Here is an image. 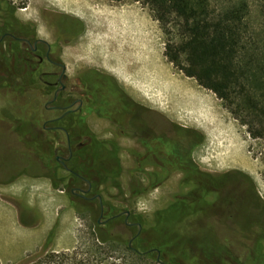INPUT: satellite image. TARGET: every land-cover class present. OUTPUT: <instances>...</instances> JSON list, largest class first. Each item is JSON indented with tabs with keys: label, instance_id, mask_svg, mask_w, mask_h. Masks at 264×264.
Returning a JSON list of instances; mask_svg holds the SVG:
<instances>
[{
	"label": "rangeland",
	"instance_id": "1",
	"mask_svg": "<svg viewBox=\"0 0 264 264\" xmlns=\"http://www.w3.org/2000/svg\"><path fill=\"white\" fill-rule=\"evenodd\" d=\"M3 1L1 8L6 10L10 7L16 22L33 26L37 37L56 48L60 61L67 68L69 87L74 89L75 97L88 89L86 86L84 90L77 84L83 72H97L119 91L127 92L135 101L150 109L154 123H158L169 137H174V132H180L181 136V131H188L190 133L181 140L186 145H190L197 135L203 138V143L193 153L202 171L219 177L234 174L241 182H246L238 174L243 173L253 181L257 194L264 202V141L251 138L247 127L233 118L216 94L201 87L195 79L186 77L167 60L166 38L147 7L134 0L120 3L110 0ZM232 1L236 0H213V5L220 8ZM247 1L250 5L248 42L254 45L253 50L257 48L258 53L264 56V0ZM109 11L120 15L131 12L140 15L147 26L150 24V30H146L140 38L143 43L135 45L139 40L136 31L132 40L123 30L119 32L118 40L106 32L100 20H104ZM5 43L7 46L2 47L3 57L0 49V92L9 93L12 99L2 95L5 100L0 103L6 108L5 112H10L11 117L17 119L16 123L20 121L19 129L32 123L37 128L36 132L33 131L34 135H45L42 124L52 117L44 108L53 95L40 81V75L46 72L47 67H38L31 79L32 74L24 65L20 49H11L10 42ZM142 44L144 46L141 47ZM112 56L117 57L116 62ZM105 60L112 65L105 63ZM125 67L129 68L128 71ZM55 71L60 73L59 69ZM173 82H177L182 90L172 88ZM94 90H100L98 81ZM207 105L211 108H207ZM6 129L0 124V262L23 264L27 257L37 253L74 247L81 237L91 233V217L99 218V206L96 203L78 207L76 202L72 203L73 199L64 191L70 175L63 169L58 168V177L54 178L36 179L23 174L35 172V166L29 162L31 157L28 154L25 156L23 152H15L23 149L15 148L16 142ZM53 135L50 134L48 139L57 143L58 139ZM122 143L126 150L141 151L133 142ZM42 149L47 152L49 148ZM122 163L120 180L123 193L110 189L104 193V197L109 205L121 213L143 215L147 219V228L153 227L158 212L189 192L183 184L182 173L160 182L162 178L149 176L154 172L160 173L161 165L130 161L127 153H124ZM248 163L250 168H245L249 166ZM220 167L226 169L221 170ZM236 178L231 186L229 182L222 184L217 203L214 194L207 197L208 202L216 203L218 211L211 210L192 219L191 216L187 217L191 214L180 206L176 216L169 217L177 228L188 224L190 233L194 235L206 230L210 239L218 238L219 243H227L232 255L228 257L223 253V257L227 258L226 264L244 263L245 254L239 246L247 237L244 229L252 227L262 214L260 210L253 209L254 197L240 190ZM1 181L14 182L1 188ZM54 181L59 188H55ZM188 202L204 207L203 201L198 202V198ZM82 208L87 211L79 214L78 209ZM167 217L163 215L161 219ZM262 224L263 220L256 222L258 227H262ZM196 237L199 241L205 234ZM214 259L215 264H224L222 257Z\"/></svg>",
	"mask_w": 264,
	"mask_h": 264
},
{
	"label": "trees",
	"instance_id": "2",
	"mask_svg": "<svg viewBox=\"0 0 264 264\" xmlns=\"http://www.w3.org/2000/svg\"><path fill=\"white\" fill-rule=\"evenodd\" d=\"M110 1L120 3L123 0ZM134 1L147 7L159 23L166 38L167 60L186 77L195 79L201 87L216 94L233 118L247 127L251 138L264 141V56L258 53L257 48L253 50L254 45L248 42V1L236 0L220 8L213 5V0ZM181 132L183 138L190 133ZM197 136L190 145L181 142L177 146L181 148L176 155L180 160L161 164L164 169L179 168L184 178L183 184L189 192L158 212L151 228H147V219L143 215L130 212L128 216L126 212L121 216L117 208L107 203L104 193L110 189L123 193L120 180L123 166L113 158L112 150L98 146L83 150L77 155L72 169L93 184L103 199L105 213L117 218L99 224V218L93 216L91 233L86 235L89 237H81L70 249L29 256L23 264H215L214 258L217 257H222L226 264L227 258L223 257V253L228 257L232 255L227 243L213 242L207 237L206 230L194 235L190 233L188 224L177 228L169 218L170 215L176 216L180 206L191 214L187 217L191 216L192 219L214 210L222 184H234V174L219 177L200 169L193 158L195 148L203 143V138ZM170 146L174 148V144ZM40 148L32 149L43 155ZM48 155L44 154L46 161L54 166L55 156L50 161ZM57 169L54 167L55 177H58ZM238 174L247 181L241 182L236 178L237 186L244 194H252L255 203L254 206L252 204L253 209L262 213L252 227L244 229L247 237L239 245L245 254L243 264H264V224L262 227L256 225L257 221L263 220L264 223V202L257 194L253 181L243 173ZM165 180L161 179L160 182ZM54 186L59 188L56 181ZM211 194L216 196V203L207 201ZM196 198L198 202L203 201L204 207L188 202ZM107 206L110 209L106 210ZM86 211L78 209L79 214ZM101 213L99 207V217ZM163 215L168 217L162 220ZM200 234H205V237L197 241L196 236Z\"/></svg>",
	"mask_w": 264,
	"mask_h": 264
},
{
	"label": "flooded vegetation",
	"instance_id": "3",
	"mask_svg": "<svg viewBox=\"0 0 264 264\" xmlns=\"http://www.w3.org/2000/svg\"><path fill=\"white\" fill-rule=\"evenodd\" d=\"M2 1L0 4L4 2ZM12 15L10 7L3 10L0 5L1 57L4 56L3 48H6L4 46H7L5 42L9 41V48L17 51L20 49L24 65L32 74L31 79L36 74L38 67L46 65L47 70L40 75V81L53 94L44 108L52 118L45 120L42 124L45 135H34L33 131L36 132L37 128L32 123L25 124V128L20 125L21 129H19L20 121L16 123L17 119L12 118L10 112H5L6 108L1 104L5 100L2 95L8 99H12V97L9 93L4 94L1 91L0 124L7 128L6 132L16 142L15 148L23 149L15 152L17 154L23 152L25 156L28 154L31 157L29 162L34 164L35 172L23 174L36 179L54 178V167L63 169L70 175V179L63 185L64 191L73 199L72 203L76 202L78 207L97 203L102 212L98 223L106 224L109 220L117 217L116 215L109 217V214L105 213L103 199L93 184L87 178L73 171L72 164L77 155L90 146L108 147L113 152V158L118 159L121 164H123L124 153H127L130 161L139 164L161 165L165 161L180 160V157L176 155L181 148L178 149L177 146L181 143L183 136H180V132H174L175 136L169 137L160 129L158 123H154L150 109L135 101L127 92L119 91L95 71H85L84 75L78 78L77 84L84 90H86V86L88 89L75 97L74 89L69 87L67 68L60 61L56 48L45 39L37 37L33 26L16 22ZM56 69H59L60 73L55 71ZM96 81L100 86L99 91L94 90ZM50 134L57 137V143L48 139ZM125 141L133 142L142 152L124 149L122 142ZM171 144H174V148H171ZM37 146L49 148L44 154H49L47 159L50 161L55 156L54 166L46 161L44 154L39 155L33 151ZM159 169L160 173L154 172L150 176L144 174L154 179H169L181 173L179 168L164 169L160 167ZM14 181H1V185L8 186ZM108 209L110 208L107 206L106 210ZM215 210L218 211V208ZM120 215L123 216L124 213ZM217 239L211 240L219 242Z\"/></svg>",
	"mask_w": 264,
	"mask_h": 264
},
{
	"label": "bare ground",
	"instance_id": "4",
	"mask_svg": "<svg viewBox=\"0 0 264 264\" xmlns=\"http://www.w3.org/2000/svg\"><path fill=\"white\" fill-rule=\"evenodd\" d=\"M102 9V8H101ZM101 13V12H100ZM102 27L104 29H106V32H108L111 36H113L114 38H116L118 40L119 32L121 30H123V33L127 36V38L131 39L136 35L135 31L137 32V35L139 36V40L135 45H138L140 42V38L145 34L146 30H150V24L147 26L141 18L140 15L137 14H131L130 13H122L121 15L116 13V12H107L106 13V18L104 20H100ZM145 23V24H144ZM132 31L134 32V34H132ZM148 38V36H147ZM115 42V41H114ZM143 43V42H142ZM151 43V42H150ZM145 44V43H144ZM113 45V43H112ZM116 45V44H115ZM144 46L143 44L141 45V47ZM146 46V44H145ZM128 48V47H127ZM147 50V48H146ZM136 51V50H135ZM145 51V49H144ZM134 53V52H133ZM119 55V54H118ZM112 60H114L115 62L117 60H115V58L117 57H113L112 56ZM105 63L110 64V62H106ZM112 65V64H110ZM129 68L125 67V70L128 71ZM167 80L170 81L169 76L166 77ZM171 84V83H170ZM172 88H175L177 90H182L181 86L177 83V82H173V84H171ZM204 107H206L205 105H203ZM207 108H211V106L207 105ZM214 111V109H213ZM212 111V112H213ZM206 128V127H205ZM235 148V147H234ZM242 154V153H241ZM240 155V154H239ZM232 156L234 158L233 155V149H232ZM230 157V156H229ZM228 157V158H229ZM237 157V156H236ZM231 159V158H230ZM235 160V158H234ZM245 165V162L242 166ZM249 166H245V168H250V164L248 163ZM232 168V167H231ZM221 170H225L226 167H220Z\"/></svg>",
	"mask_w": 264,
	"mask_h": 264
},
{
	"label": "crops",
	"instance_id": "5",
	"mask_svg": "<svg viewBox=\"0 0 264 264\" xmlns=\"http://www.w3.org/2000/svg\"><path fill=\"white\" fill-rule=\"evenodd\" d=\"M2 187H6V186L1 185V188H2ZM1 195H2V193H1ZM1 201H2V200H1ZM17 218H18V217H17ZM17 218H16V219H17ZM18 220H19V219H18ZM26 253H27V252H26ZM26 253H25V254H26Z\"/></svg>",
	"mask_w": 264,
	"mask_h": 264
},
{
	"label": "water",
	"instance_id": "6",
	"mask_svg": "<svg viewBox=\"0 0 264 264\" xmlns=\"http://www.w3.org/2000/svg\"><path fill=\"white\" fill-rule=\"evenodd\" d=\"M57 95H58V93H57ZM57 95H56V96H57ZM100 201H101V203H102V200H101V198H100ZM128 215H129V214H128Z\"/></svg>",
	"mask_w": 264,
	"mask_h": 264
}]
</instances>
